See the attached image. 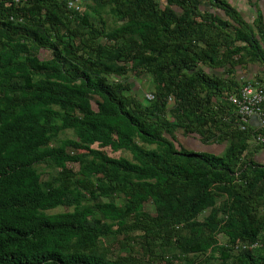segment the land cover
Instances as JSON below:
<instances>
[{"label":"trees","instance_id":"16d2710c","mask_svg":"<svg viewBox=\"0 0 264 264\" xmlns=\"http://www.w3.org/2000/svg\"><path fill=\"white\" fill-rule=\"evenodd\" d=\"M260 27L227 0H0V264H264L240 90L200 67L263 64Z\"/></svg>","mask_w":264,"mask_h":264},{"label":"crops","instance_id":"0c3cea01","mask_svg":"<svg viewBox=\"0 0 264 264\" xmlns=\"http://www.w3.org/2000/svg\"><path fill=\"white\" fill-rule=\"evenodd\" d=\"M228 3L234 7L242 18L249 25L253 26L255 23H260V29L255 28L256 37L260 40H264V0H227ZM201 11L205 14L207 13H215L217 16H223V13L214 8L210 3H205ZM262 43V42H261ZM242 56V55H241ZM236 56L233 59V66L227 65L226 68H216L212 69L207 66L200 65V67L210 76L214 78L227 79L234 83H236V87L240 88L246 82H253L264 87V63L250 62L245 57ZM238 61V62H237ZM234 94V93H233ZM232 95V94H231ZM222 105L226 104L225 100H222ZM261 129V123L259 118L254 117L248 123V133H252V138L248 139L246 145L248 146V150L245 152V158L251 159L252 161L264 165V145H258L254 141V135L257 134ZM187 139L191 137H186ZM185 138V139H186ZM194 139V138H191ZM197 144L203 145L204 143L200 139H196ZM186 141V140H185ZM182 145L186 146L187 143L189 146L193 145L191 141L184 142L180 141ZM206 146H210L208 148L212 153L215 152L217 154L222 153L227 146V142L223 144L213 143V144H205ZM208 151V152H210Z\"/></svg>","mask_w":264,"mask_h":264},{"label":"built area","instance_id":"2783aa9c","mask_svg":"<svg viewBox=\"0 0 264 264\" xmlns=\"http://www.w3.org/2000/svg\"><path fill=\"white\" fill-rule=\"evenodd\" d=\"M20 3L22 0H13ZM69 10L74 13H83L91 0H65ZM147 101H153L155 95L147 93L145 95ZM230 101L236 106L237 115L239 117V129L247 131L248 123L251 118L257 117L261 123L260 131L254 136V141L258 145H264V87L251 81L246 82L240 89L239 96H233ZM169 104H174V99H169Z\"/></svg>","mask_w":264,"mask_h":264},{"label":"rangeland","instance_id":"374dc122","mask_svg":"<svg viewBox=\"0 0 264 264\" xmlns=\"http://www.w3.org/2000/svg\"><path fill=\"white\" fill-rule=\"evenodd\" d=\"M41 58H43V59H48V58H50V53L49 52H46V51H43L42 53H41ZM130 81V83L132 84V90H133V92L135 93V94H137L138 95V97L141 99V100H143L144 102H146L145 101V95L147 94V93H152V89H153V86H152V82H151V79L149 78V77H147V76H145V77H142V78H140V79H134L133 77H132V79H130L129 80ZM94 108L96 109V106H95V104H94ZM179 135H180V139H179V141H183L184 140V142H189V141H191L192 143H194L193 145H191V146H189L188 145V143H187V145L186 146H184L187 150H189V151H198V152H208V151H210L208 148H210V146H206L205 144H203V145H199V144H197V140L196 139H191V138H189V139H185V138H182V133L180 132L179 133ZM62 138H73L74 137V135H73V133L72 132H67L66 134H64V135H62L61 136ZM186 140V141H185ZM106 152L111 156V157H120V156H123V157H127V158H131L132 156H131V154L129 153V152H117V153H114V152H112L110 149H106ZM211 152V151H210ZM213 153H215V152H213ZM45 177H46V175H44L43 176V179H45ZM64 210H66V209H62V208H60V209H57V210H55V212H61V211H64ZM146 210L148 211V212H150V213H154V208H153V205L151 204V203H148L147 205H146ZM208 212L209 211H206L203 215H202V217H204V216H206L207 214H208ZM201 217V218H202ZM109 242H112L111 240L109 241ZM115 244V248H118V246H116V243H114Z\"/></svg>","mask_w":264,"mask_h":264}]
</instances>
